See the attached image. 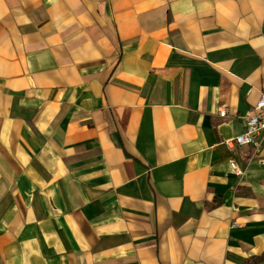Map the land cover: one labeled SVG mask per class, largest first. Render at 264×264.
Returning <instances> with one entry per match:
<instances>
[{
  "label": "crops",
  "instance_id": "crops-1",
  "mask_svg": "<svg viewBox=\"0 0 264 264\" xmlns=\"http://www.w3.org/2000/svg\"><path fill=\"white\" fill-rule=\"evenodd\" d=\"M263 93L264 0H0V264H264Z\"/></svg>",
  "mask_w": 264,
  "mask_h": 264
},
{
  "label": "built area",
  "instance_id": "built-area-1",
  "mask_svg": "<svg viewBox=\"0 0 264 264\" xmlns=\"http://www.w3.org/2000/svg\"><path fill=\"white\" fill-rule=\"evenodd\" d=\"M244 120V131L231 143L235 146H250L259 150L261 154L260 164L264 166V93L260 95L252 112ZM230 166L237 176L242 175V171L238 169L235 163H231Z\"/></svg>",
  "mask_w": 264,
  "mask_h": 264
}]
</instances>
